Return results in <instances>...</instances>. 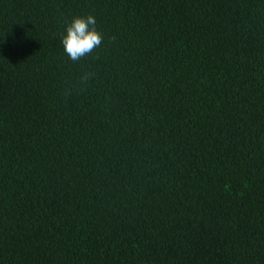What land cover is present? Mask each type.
Returning a JSON list of instances; mask_svg holds the SVG:
<instances>
[{"label": "trees", "instance_id": "trees-1", "mask_svg": "<svg viewBox=\"0 0 264 264\" xmlns=\"http://www.w3.org/2000/svg\"><path fill=\"white\" fill-rule=\"evenodd\" d=\"M0 264H264V0H0Z\"/></svg>", "mask_w": 264, "mask_h": 264}, {"label": "clouds", "instance_id": "clouds-1", "mask_svg": "<svg viewBox=\"0 0 264 264\" xmlns=\"http://www.w3.org/2000/svg\"><path fill=\"white\" fill-rule=\"evenodd\" d=\"M66 24V32L60 35V42L64 53L72 62L77 63L83 58L92 56L103 45L104 35L97 29V21L92 14L73 16L70 22L66 21ZM93 59H99V55L97 54ZM95 75L94 72H83L77 79V84L80 86L78 91L86 90ZM73 88L75 85L65 90L66 97L72 94Z\"/></svg>", "mask_w": 264, "mask_h": 264}]
</instances>
